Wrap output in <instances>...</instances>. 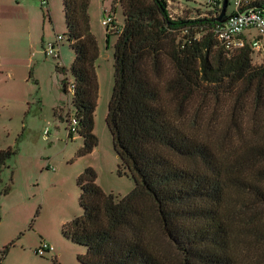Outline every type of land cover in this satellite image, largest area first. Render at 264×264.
I'll return each instance as SVG.
<instances>
[{
  "label": "trees",
  "instance_id": "1",
  "mask_svg": "<svg viewBox=\"0 0 264 264\" xmlns=\"http://www.w3.org/2000/svg\"><path fill=\"white\" fill-rule=\"evenodd\" d=\"M167 1L114 0L124 24L108 31L117 40L106 126L117 173L135 187L118 199L86 169L83 212L63 235L85 248L82 264H264V59L253 64L248 45L224 50L213 18H173ZM62 4L74 53L62 89L86 156L97 146L99 51L90 0ZM251 7L264 15V0ZM12 156L0 151V179Z\"/></svg>",
  "mask_w": 264,
  "mask_h": 264
},
{
  "label": "rangeland",
  "instance_id": "2",
  "mask_svg": "<svg viewBox=\"0 0 264 264\" xmlns=\"http://www.w3.org/2000/svg\"><path fill=\"white\" fill-rule=\"evenodd\" d=\"M47 1L48 6L42 8L39 0H0V151H13L0 179V264H82L79 257L85 248L63 235L64 226L83 212L78 177L91 168L96 185L118 199L135 187L129 175L117 173L120 161L106 126L114 84V44L124 24L121 7L114 0H90V30L99 51L93 129L97 146L79 156L83 138L79 133L67 137L66 120L74 113L69 108L70 95L62 89L63 81L73 82L74 53L64 36L63 0ZM190 1L168 0L170 15L210 16L208 9L199 10L209 0ZM233 11L229 0L226 14ZM108 18L117 34H109L110 26H102ZM251 34L257 33L252 30ZM56 36H62L63 42L57 44ZM49 43L58 59L46 57L44 49ZM263 59L264 51L253 52V64ZM57 64L68 73H59ZM9 69L14 70L11 78ZM44 244L51 250L40 256L37 252Z\"/></svg>",
  "mask_w": 264,
  "mask_h": 264
},
{
  "label": "built area",
  "instance_id": "3",
  "mask_svg": "<svg viewBox=\"0 0 264 264\" xmlns=\"http://www.w3.org/2000/svg\"><path fill=\"white\" fill-rule=\"evenodd\" d=\"M259 0H231L233 5V13L226 16L223 22L217 21L221 14L224 0H209L208 12H211L209 18H213L216 25L213 28V35L215 39L221 44L224 50L233 52L248 45L253 52L264 51V15L255 7H251L253 3ZM42 8L48 6L47 0H39ZM102 26L108 27L112 24L110 18L102 21ZM256 31V36L251 34V31ZM62 42L61 36H56V43ZM46 57L59 58L53 44L49 43L45 46ZM72 85L69 86L68 91L72 92ZM68 134L74 135L78 131L77 122L75 118L71 117L68 123ZM51 249L47 245H42L37 254L43 256Z\"/></svg>",
  "mask_w": 264,
  "mask_h": 264
},
{
  "label": "crops",
  "instance_id": "4",
  "mask_svg": "<svg viewBox=\"0 0 264 264\" xmlns=\"http://www.w3.org/2000/svg\"><path fill=\"white\" fill-rule=\"evenodd\" d=\"M186 1H190V0H186ZM191 2V1H190ZM176 5H179V6H181V7H187V8H189L187 5H185V4H181V3H179V2H174ZM185 5V6H184ZM206 7H201V8H199V10H201V11H203L204 9H205ZM206 9H208V8H206ZM196 11H198V9H196ZM233 13V12H232ZM231 13V14H232ZM230 14V15H231ZM230 15H227L226 14V16H230ZM7 19H13V20H16V18H13L12 16H8V18ZM7 19H4V22H6V20ZM11 37H12V34H11ZM11 68L13 67V66H10ZM13 71L14 70H12V69H9V73H10V78L13 76ZM67 125V124H66ZM66 132H67V129H66Z\"/></svg>",
  "mask_w": 264,
  "mask_h": 264
},
{
  "label": "water",
  "instance_id": "5",
  "mask_svg": "<svg viewBox=\"0 0 264 264\" xmlns=\"http://www.w3.org/2000/svg\"><path fill=\"white\" fill-rule=\"evenodd\" d=\"M227 6H228V0H224L223 5H222L221 14L218 17L217 21L223 22L225 20L224 16L226 13ZM110 29H112V28H110Z\"/></svg>",
  "mask_w": 264,
  "mask_h": 264
},
{
  "label": "bare ground",
  "instance_id": "6",
  "mask_svg": "<svg viewBox=\"0 0 264 264\" xmlns=\"http://www.w3.org/2000/svg\"><path fill=\"white\" fill-rule=\"evenodd\" d=\"M229 1V0H228ZM225 16H226V13H225ZM224 18H226V17H224Z\"/></svg>",
  "mask_w": 264,
  "mask_h": 264
}]
</instances>
